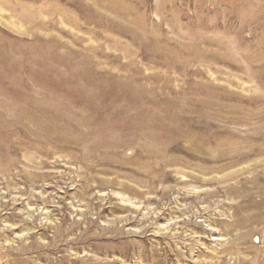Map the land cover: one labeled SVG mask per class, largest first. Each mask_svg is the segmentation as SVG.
I'll return each instance as SVG.
<instances>
[{"label": "rangeland", "instance_id": "374dc122", "mask_svg": "<svg viewBox=\"0 0 264 264\" xmlns=\"http://www.w3.org/2000/svg\"><path fill=\"white\" fill-rule=\"evenodd\" d=\"M0 264H264V0H0Z\"/></svg>", "mask_w": 264, "mask_h": 264}]
</instances>
